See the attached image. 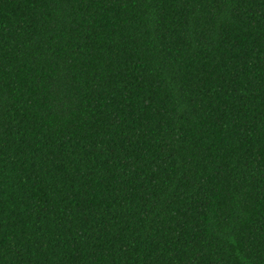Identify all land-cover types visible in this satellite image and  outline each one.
I'll use <instances>...</instances> for the list:
<instances>
[{
  "label": "trees",
  "instance_id": "trees-1",
  "mask_svg": "<svg viewBox=\"0 0 264 264\" xmlns=\"http://www.w3.org/2000/svg\"><path fill=\"white\" fill-rule=\"evenodd\" d=\"M0 264H264V0H0Z\"/></svg>",
  "mask_w": 264,
  "mask_h": 264
}]
</instances>
